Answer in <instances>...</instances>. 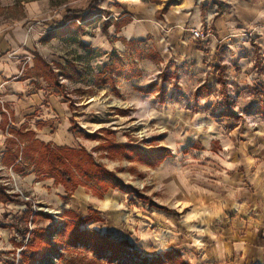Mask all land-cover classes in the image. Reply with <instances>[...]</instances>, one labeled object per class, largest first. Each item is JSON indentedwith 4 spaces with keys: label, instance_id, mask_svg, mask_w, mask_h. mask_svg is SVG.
Listing matches in <instances>:
<instances>
[{
    "label": "rangeland",
    "instance_id": "1",
    "mask_svg": "<svg viewBox=\"0 0 264 264\" xmlns=\"http://www.w3.org/2000/svg\"><path fill=\"white\" fill-rule=\"evenodd\" d=\"M129 1L134 0H0L1 18L11 24H30V29L39 31V45L35 47L34 56L41 72L64 93L65 100L73 108L71 132L75 138H81L80 149L113 173V181L120 185L103 195L94 182H85L79 176L72 163L73 169H69L78 176V186L72 185L67 190L63 183L46 175L48 163L42 159L41 151L34 143L29 147L19 146L17 163L24 164L29 160L32 164V157L34 161L38 159L40 180L50 178L55 184L47 196L21 187L15 182L12 169L0 176V189L9 197L8 201L0 202V264H117L111 252L98 254L95 243L84 244L75 240L73 232L83 230L128 241L129 253L133 255V263L128 262L131 264L140 263L139 258L144 260L141 263H151L163 255L166 248L175 249L176 233L183 224L182 220L187 223L184 228L189 233L194 232L196 237L207 236L210 231L214 244V239H224L228 222L225 215L229 217L231 211L223 204L224 195L214 181L220 179L224 170L219 158L224 150L223 136L228 135L217 128L201 126L193 130L189 128L191 121L184 125L188 126L187 130L179 128L176 121L181 117L175 108L181 105L183 110H195V101L186 96L177 83L175 72L181 76V71L176 70L178 66L166 65L155 54L149 57L155 72L151 83L157 84L153 90L157 92L155 97L158 100H152L149 108L142 96L128 94L126 89L114 91V97H107L109 87H106L103 97L93 101L85 113L86 106H82L85 99L79 97V82L67 78L70 73L73 77L86 74L96 77V69L106 63L105 71L109 77H117L111 83L124 76L145 77L144 70H140L142 50L131 49L138 40L117 43L123 23L115 18L125 9L122 3ZM70 10H81L93 17L83 23L79 20L72 23L65 20ZM107 21L111 25L105 32L101 25ZM254 40L249 38V49L242 53L251 55V66L264 74V60L262 67L256 66L259 53ZM241 44V41L227 44L231 51L222 58V61L226 60L225 65L241 58L240 54L231 53L232 48H243ZM57 58L68 61L71 72L59 66ZM80 63L82 72L75 68ZM198 105L203 116L218 114L219 104L206 101ZM216 116V120L219 119ZM29 137L27 139H31ZM86 140L96 142L93 151L86 149ZM32 151L39 154L33 155ZM170 151V160L161 167L159 157ZM21 169L17 167L15 171ZM179 177L184 181L186 205L191 208H179L175 202ZM163 206L170 211L159 208ZM80 216L92 220L82 224L81 219L76 218ZM19 223L29 228L21 247L14 243ZM205 245L211 247L212 242ZM177 258L193 264H206L195 260L192 251L185 252V256L181 253Z\"/></svg>",
    "mask_w": 264,
    "mask_h": 264
},
{
    "label": "crops",
    "instance_id": "2",
    "mask_svg": "<svg viewBox=\"0 0 264 264\" xmlns=\"http://www.w3.org/2000/svg\"><path fill=\"white\" fill-rule=\"evenodd\" d=\"M122 6L125 9L114 17L123 23L117 43L138 40L131 49L142 50L140 70H144L145 77L124 76L111 83L117 77H109L105 71L107 63L96 69V77L88 74L73 77L70 73L67 78L79 82L81 87L79 97L85 99L82 105L86 106L85 113L93 101L103 97L106 87H109L107 97H114V91L126 89L128 94L142 96L149 108L152 100L158 101L154 90L145 93L155 75L149 57L155 54L166 65L178 66L176 70L181 71V76L175 72L177 83L181 91L195 101V110H183L181 105L175 108L181 117L176 121L181 125L179 128L187 130L188 126L184 125L191 121L189 128L193 130L201 126L217 128L228 135L223 136L224 150L219 158L224 170L214 182L224 195L223 204L231 212L229 217L225 215L228 222L224 239H214L215 244L210 231L207 236L196 237L194 232L189 233L184 228L187 223L180 221L183 224L177 230L175 247L184 256L185 252L192 251L195 260L206 264L227 261L229 264H264V74L251 66V55L242 53L249 47V38H254L259 53L256 66L262 67L264 0H134ZM29 26L11 24L0 17V176L12 169L15 182L21 187L49 196L54 180H40L33 157L32 164L29 160L17 163L19 146L29 147L38 141L52 148L80 149L81 138H75L71 132L72 106L39 69L34 56L39 31ZM197 28H210L214 36L199 41L191 34V30ZM232 41H241L243 48H232L231 52L240 54L241 58L225 65L226 60L222 58L225 53L230 54L227 44ZM122 58L124 60L125 56ZM56 62L71 72L68 61L57 58ZM75 68L78 72L83 70L81 63ZM199 74L202 77H196ZM206 101L219 104L218 114L207 117L199 112L198 104ZM208 118V122H203ZM85 142L86 149L93 151L96 142ZM167 154L159 157L161 167H165L172 152ZM17 167L23 169L15 171ZM165 185L168 187V181ZM184 194V181L179 177L175 202L179 208H191ZM232 215L235 217L231 218ZM208 242H212V246L204 247Z\"/></svg>",
    "mask_w": 264,
    "mask_h": 264
},
{
    "label": "trees",
    "instance_id": "3",
    "mask_svg": "<svg viewBox=\"0 0 264 264\" xmlns=\"http://www.w3.org/2000/svg\"><path fill=\"white\" fill-rule=\"evenodd\" d=\"M93 16L88 13H84L83 11H67L65 20L72 21L79 20L85 22L92 18ZM76 25V24H75ZM111 25L109 21L102 23L101 29L103 31H107L108 27ZM77 26V25H76ZM81 29V28H80ZM83 34H86V31L81 29ZM117 31H119V27H117ZM164 80L167 77H163ZM157 86L156 83H151L146 89L145 92L152 91L153 88ZM34 144L40 149L42 154V159L48 163L47 165V173L49 177H53L56 181L63 183L66 186L67 190H70V187L78 186L77 185V175L71 170L72 163L73 166L76 167L79 176L83 178L85 182H94L95 185L100 187L102 190V194L105 195L109 189L119 188V183L114 180L113 181V173L108 171L103 165L98 164L91 154L87 153L85 150L80 149H71L66 147H58L52 148L49 145H45L42 142L35 141ZM39 154V153H34ZM39 160L36 159L34 161V165L36 170L39 172ZM71 167V169H69ZM77 188V187H76ZM122 188V187H121ZM9 197L6 196L3 192V189H0V202L8 201ZM160 209H164L166 211H170V209L163 207H159ZM77 219H81L80 223L89 222L92 220L91 217H76ZM29 231V228L26 227L23 223L17 224V235L16 240H14L15 245L23 246L25 242L26 232ZM79 242L84 244H88L89 241L95 243V251L96 253L105 254L107 251L111 252L112 258L116 259L117 264H131L132 262V254L129 253V248L131 247L129 242L126 240L112 239L107 235H101L97 232H89V231H76L73 232V235ZM136 253V252H135ZM138 254V253H136ZM181 252L178 249H170L166 250L163 255L158 256L151 263H136V264H193L187 262L183 259H178V255L180 256ZM139 255V254H138ZM137 255V257H139ZM129 256L128 262H121L122 258H126ZM149 259H146L148 261ZM144 261V260H142ZM151 261V260H149ZM148 261V262H149Z\"/></svg>",
    "mask_w": 264,
    "mask_h": 264
},
{
    "label": "built area",
    "instance_id": "4",
    "mask_svg": "<svg viewBox=\"0 0 264 264\" xmlns=\"http://www.w3.org/2000/svg\"><path fill=\"white\" fill-rule=\"evenodd\" d=\"M191 34L193 36V38L197 39V40H207V39H210L212 37V30L210 28H206V29H200V28H197V29H192L191 30ZM239 116H242L241 113H238ZM132 259H133V255H132ZM136 261L134 262H137V258H134ZM140 262H142L143 258H139ZM151 260V259H149ZM131 260H129V256L126 257V258H122L121 259V262H129Z\"/></svg>",
    "mask_w": 264,
    "mask_h": 264
}]
</instances>
